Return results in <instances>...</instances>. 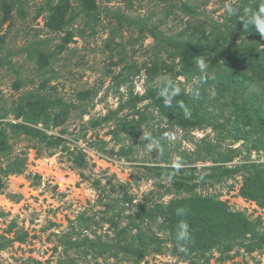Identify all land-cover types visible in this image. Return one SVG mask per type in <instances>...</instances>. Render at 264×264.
I'll use <instances>...</instances> for the list:
<instances>
[{
  "label": "rangeland",
  "instance_id": "1",
  "mask_svg": "<svg viewBox=\"0 0 264 264\" xmlns=\"http://www.w3.org/2000/svg\"><path fill=\"white\" fill-rule=\"evenodd\" d=\"M58 2L0 0V264H264V81L244 82L229 107L206 97L196 115L177 96L217 69L207 51H189V75L148 82L142 69L158 57L179 70L161 41L192 21L236 24L264 44L241 22L255 1L68 0L72 41L60 53L64 32L44 26ZM41 51L51 57L39 69ZM129 66L140 73L116 89ZM27 100L37 103L19 114ZM191 196L207 200L181 205L188 217L205 222L220 202L252 232L174 249L159 210ZM139 230L160 241L134 252Z\"/></svg>",
  "mask_w": 264,
  "mask_h": 264
},
{
  "label": "trees",
  "instance_id": "2",
  "mask_svg": "<svg viewBox=\"0 0 264 264\" xmlns=\"http://www.w3.org/2000/svg\"><path fill=\"white\" fill-rule=\"evenodd\" d=\"M254 1L257 8H264V0ZM91 6L94 7L93 4ZM186 7V10H193V7L191 6ZM68 9V0H59L44 23V26L50 32H64V36L61 38L62 43L58 46L59 53L65 49L69 42L72 41V32L65 31V27L71 19V17L68 18L67 16ZM4 12L5 15L9 14V6H6ZM205 24V22L199 20L196 22H188L185 31L177 33L171 39H168L166 43L163 42V40L161 41L164 50H175L176 54L172 52V56H178L179 70L175 71L174 66L167 64L158 57L152 60L149 66L144 65L142 68L148 82L161 75H189L187 73H196L197 70L196 66H190L188 64L190 61L192 63L193 60L189 51L199 53L207 51V54L211 55V63L216 64L217 62V69H215L214 72L206 73L204 76L200 75L197 82L198 85L194 86L189 95L184 96V94H181L177 96L178 98L185 99L182 101L187 107L186 109H188L190 113L196 115L198 114L199 105H203V102L206 101V97L208 106L217 107L218 109L229 107L236 103L234 96L238 95L240 90L239 87L244 84V82H254L259 84L264 81V44H262V42L260 44V42H255L252 38H244L242 36L243 31L240 30L241 27H238L236 24H234V27L226 28V30L217 29L216 27L206 29ZM37 54V62L39 63L38 68L41 69L49 61L51 54L42 51ZM126 70V74H120L113 78L115 80L116 89L119 88L120 84L132 79V70L136 71L135 75H138L141 71L136 68V66H129ZM204 84L207 86L209 85L207 90L205 89ZM196 92H198V95L195 94ZM36 97L42 104L48 103L45 95ZM28 98H31V95H29ZM226 98H230L231 103L224 102ZM36 103L37 101L33 100H27L25 104L19 102L16 106V111L20 114L24 108L32 110V105ZM200 160L203 161V158ZM242 191L245 193L244 190ZM245 195L254 197L252 194L248 193ZM201 199V197H197L196 199L191 196L171 200L166 207L160 208L159 211L165 217L167 223L166 229L170 232L174 249L196 251L203 248V246L209 242L208 236L210 232H217L220 235L222 234V231H224V234L230 239H236L252 232L253 227H251V224L247 222L240 213L228 212L225 205L220 202H217V204L221 205V207L214 208V214L210 215L209 219H205V222H202L204 220L199 221L198 219L188 217L181 205L194 201L205 202L203 200H207ZM259 204L263 205L262 202ZM146 215L151 217L150 214ZM185 224L188 227L189 238L187 240H180L178 239V236ZM200 224L202 226L208 225V231L201 232V234L198 233L196 226ZM145 232L146 231L144 230H139L136 237H133L136 250L132 248L133 243L129 245L128 248L133 249L134 252H140L152 246L153 243H158L160 241L155 235ZM157 247L159 248V246Z\"/></svg>",
  "mask_w": 264,
  "mask_h": 264
},
{
  "label": "clouds",
  "instance_id": "3",
  "mask_svg": "<svg viewBox=\"0 0 264 264\" xmlns=\"http://www.w3.org/2000/svg\"><path fill=\"white\" fill-rule=\"evenodd\" d=\"M229 15L235 14L236 9L229 7L226 9ZM242 23H247L254 25L256 28V31L260 34L261 37H264V8H260L257 11H252L249 10L248 12L245 13L244 17H242L241 20ZM198 68L203 72L206 69L205 61L203 59H200L198 62ZM179 88L177 87L175 89V92H179ZM198 95V92L195 93ZM189 238V233H188V227L185 224L182 227V230L179 233L178 239L180 240H187Z\"/></svg>",
  "mask_w": 264,
  "mask_h": 264
}]
</instances>
